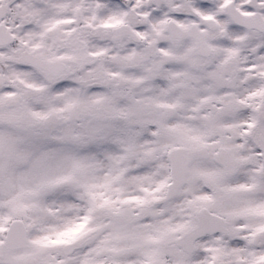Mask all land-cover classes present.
<instances>
[{"label":"snow or ice","instance_id":"6c2138e0","mask_svg":"<svg viewBox=\"0 0 264 264\" xmlns=\"http://www.w3.org/2000/svg\"><path fill=\"white\" fill-rule=\"evenodd\" d=\"M0 264H264V0H0Z\"/></svg>","mask_w":264,"mask_h":264}]
</instances>
